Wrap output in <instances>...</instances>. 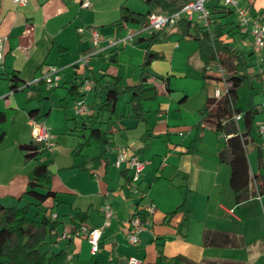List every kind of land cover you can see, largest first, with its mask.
<instances>
[{"label":"crops","instance_id":"0c3cea01","mask_svg":"<svg viewBox=\"0 0 264 264\" xmlns=\"http://www.w3.org/2000/svg\"><path fill=\"white\" fill-rule=\"evenodd\" d=\"M242 1L252 15L263 18L258 14L261 9L252 7L253 0ZM91 4L83 8L78 0H26L24 5L0 0V36L5 37L0 63V111L4 113L0 123V204L21 206L22 201H31L23 191L34 160L24 159L18 145L32 139L30 121L35 120L51 135V145L37 156L48 163L49 187L55 192V201L47 199L41 207H51L60 223L57 232L68 233L42 248L47 252L63 249L69 255H65L64 264H127L129 257L141 264H154L159 251L162 263L182 255L199 264H264V193L236 202L229 186V165L217 160L224 138L213 136L209 128L197 134V111L219 84L200 79V62L192 50L189 69L194 74H186L187 55L178 42L177 25L163 28L149 45L162 61L149 62L147 83L155 87L156 95L143 101L138 112L127 103L130 94L125 91L109 118L105 112L97 114L91 89L85 100L92 113L82 117L73 114V98L67 93L72 79L80 81L88 76L102 85L110 77H118L121 88L134 85L144 57V43H134L138 36L119 46L108 43L139 24H115L119 18L116 10L103 17L101 10H85L92 8ZM232 21L235 26L234 16ZM89 28L99 35L98 51L93 55ZM232 31L246 42V52L254 51L249 35L237 28ZM48 63L60 68L57 84L47 89L42 80L31 83ZM174 65L179 77L189 76L195 83L192 103L186 88L172 81ZM11 75L13 81L9 80ZM107 123L104 155L96 165L90 161L99 154L96 141L85 146L91 151V146L96 147L93 152H86L85 147L73 152L86 136L88 125L102 129ZM119 148L127 158L135 156L143 161L136 192L131 191L132 170L126 162L114 165ZM245 153L250 173L260 170L264 174V138L259 133L246 143ZM104 203L110 206L112 217L101 231L98 250L91 254L85 239L72 235V230L80 224L100 225L99 207ZM180 204L183 210L171 213ZM147 205L154 207L153 212L139 231L137 243L130 244L125 233L127 220ZM77 212L83 213L80 221L74 218ZM204 231L226 233L232 245L205 246ZM56 236L47 239L55 241Z\"/></svg>","mask_w":264,"mask_h":264},{"label":"trees","instance_id":"16d2710c","mask_svg":"<svg viewBox=\"0 0 264 264\" xmlns=\"http://www.w3.org/2000/svg\"><path fill=\"white\" fill-rule=\"evenodd\" d=\"M185 0H142L146 5L144 13H138L127 10L122 6L119 11V18L115 22L118 24L123 21L137 23L142 25L146 22V15L151 10H159L161 12H171L179 8ZM209 11L210 24H214L218 18H225L232 12L218 4L206 6ZM178 28L183 35L190 36L196 42L197 56L200 62V79L212 80L219 84L220 77L209 73L208 69H213L215 63L225 69L223 80L227 86L225 91L218 97L213 93L207 95L204 99L202 107L197 111L198 122L195 129L199 134L204 128H209L216 135L224 138L223 147L217 152V160L225 162L229 165V186L234 192L236 202L243 201L250 196H259L264 193V174L259 170L256 173H250L245 145L258 135L255 129V114L263 110V104L259 106L249 105L246 108L236 107L235 98L238 87L244 82L248 75L249 60L251 53L244 52L238 48H234L226 43L217 30L211 31L198 24L190 26L189 21L184 18L177 23ZM229 27V28H227ZM224 28L226 34H232V30L237 28L233 26V21H225L221 24L220 29ZM191 29V31H189ZM160 32V31H158ZM157 32V33H158ZM140 37L134 40V43H144V57L140 64L138 80L134 85H127L123 88L119 86L118 77H112L111 80L100 85L98 80L91 79L93 97L95 101H91L95 105L96 113H113L114 105L122 92H129L130 96L128 104L131 105L135 112L141 109V103L146 100L153 99L156 95L155 87L147 83L150 73L147 65L157 55L149 49V45L153 42L157 35ZM14 76V75H13ZM13 76L9 77L13 81ZM80 81L72 79L67 86V93L73 98L79 96L78 87ZM10 88H15V82L10 84ZM28 116L32 117L33 111H28ZM233 114H239V119L234 120ZM4 120V113L0 111V123ZM107 123L102 129L98 126L90 124L86 127L87 134L82 138L73 152L77 153L82 147L87 146L91 140L99 144V154L90 158L93 165L103 158L105 144L108 139ZM255 128V129H254ZM3 138V131L0 130V142ZM18 148L22 152V156L26 160H34V165L27 175V182L23 195L31 199L21 206H4L0 204V264H64L66 252L60 249L56 252H47L42 247L46 244H55L59 235L57 227L59 222L51 217V207L41 204L45 200L50 199L54 202L55 192L49 187L50 173L48 163L39 159L37 155L46 152L47 148L44 143L34 142L32 139L28 142L21 143ZM258 167H262L260 152L257 153ZM36 206V217L29 216V207ZM183 210V205H178L174 211ZM39 213V216L37 217ZM82 212H77L74 218L79 221L82 219ZM57 235L55 241H49V235ZM202 243L205 246H231L232 242L226 233H214L204 231L202 233ZM163 257L158 252L154 264H199L187 259L182 255L173 256L170 261L162 263ZM203 264H214L206 262ZM221 264H241V263H221Z\"/></svg>","mask_w":264,"mask_h":264},{"label":"built area","instance_id":"2783aa9c","mask_svg":"<svg viewBox=\"0 0 264 264\" xmlns=\"http://www.w3.org/2000/svg\"><path fill=\"white\" fill-rule=\"evenodd\" d=\"M17 5H24L26 0H12ZM208 0H185L179 8L171 12H161L159 10H151L146 15V22L139 25L133 31H127V33L121 37L109 39L108 43L111 46L123 45L128 41H132L136 36L147 35L153 36L158 31H161L165 27H172L177 25L178 21L184 18L189 21L190 26L198 24L204 28H208L210 25L209 10L206 7ZM79 5L83 8L90 7L89 0H78ZM218 5L229 9L233 16L235 26L242 34L249 35L251 37V46L253 49H258L264 42V19L258 15H252L249 12L248 6L242 0H217ZM196 14L195 17L193 15ZM91 43L94 49L91 51V55L98 51L99 35L96 29L89 28ZM4 41L5 37L0 36V63L2 62L4 55ZM87 56L82 57L81 61L84 63ZM58 68L54 64H46L44 69L40 72L37 78L31 80L36 82L42 80L47 89L53 88L59 79ZM209 73L215 74L220 77L219 86L213 89V96L218 97L226 89V82L223 80L225 69L219 64L215 63L213 69H208ZM92 88V81L87 77L80 79V85L78 87L79 96L72 101L71 110L74 115L82 117L92 113L91 108L88 106L85 100V94ZM239 114H233V119L236 121L239 119ZM31 125V137L34 142L44 143V146L48 148L51 145V135L48 133L44 124H41L35 120L30 121ZM257 131L261 137L264 138V120L258 124ZM121 162H126L127 167L132 170L130 175L131 191L136 192V182L138 181L140 170L143 166V161L137 159L135 156L129 158L126 157L123 148H119L114 159V165L118 166ZM153 206L147 205L135 210L127 220V227L125 230L126 238L130 244H136L138 240V233L143 228V224L146 222L149 214L153 212ZM99 211L102 215L100 225L90 227L85 224H80L72 230V235L79 236L85 239L89 245V252L94 254L99 247L100 234L104 227L109 225L112 217V210L107 203L102 204L99 207ZM55 214L51 213V217L55 218ZM68 236L66 231H62L56 238V241ZM66 257L69 255L66 253ZM127 264H141L140 261L134 257L127 259Z\"/></svg>","mask_w":264,"mask_h":264},{"label":"rangeland","instance_id":"374dc122","mask_svg":"<svg viewBox=\"0 0 264 264\" xmlns=\"http://www.w3.org/2000/svg\"><path fill=\"white\" fill-rule=\"evenodd\" d=\"M251 1V0H249ZM92 3V8L85 9L86 11L89 10H101V15L104 16H110L111 13L113 15V10H116L117 16L119 14L120 8L122 6H125L127 10L138 12V13H144L146 10V5L142 2V0H90ZM218 4L217 0H208L206 2V6H212ZM253 8L261 9L258 14H261L264 19V0H253ZM211 11L210 9H208ZM251 10V9H250ZM250 12V11H249ZM196 14L193 15L195 17ZM232 14L230 13L225 18H218L216 22L209 25V29L211 31L217 30V32L221 33V38L228 43L230 46L234 48L241 49L242 51L246 52L247 50V44L246 42L242 41L240 35L233 31L232 34H226V30L224 28L220 29L221 24H223L225 21H232ZM178 28V26H177ZM191 31V29H189ZM178 42H182V51L183 53H186L187 55V69L186 74H194V71L192 68L189 69V62L191 61L192 56H190L189 52L195 51L196 54V43L190 36L183 35V32L180 28H178ZM155 42V41H154ZM153 42V43H154ZM264 46V42H263ZM263 51L262 54L259 51ZM162 61L161 58H155L152 60V62H160ZM197 61L198 57H197ZM150 64L147 65V70H150ZM264 47L254 49L253 53H251L250 60H249V68H248V75L247 78L244 80V82L238 87L236 91V98H235V106L246 108L249 105L253 104L256 106H259L260 104L264 103ZM177 67L173 66V71L170 73L172 81L178 84L181 88H186V91L190 93L189 100L192 103L194 100V90H195V83L191 79V77H179L177 75ZM197 75H199L198 70L196 71ZM259 73V74H258ZM258 74V75H257ZM193 76V75H192ZM174 77L176 79H174ZM112 79V77H110ZM200 84V82H199ZM193 93V94H192ZM122 99V98H120ZM264 120V111L257 112L255 114V123L258 124ZM255 129V128H254ZM257 129V128H256ZM213 136H219L220 135L213 134ZM92 151L88 150L89 147H85V151L90 153L93 152V149L96 147L91 146ZM91 149V148H90ZM255 154V152H254ZM264 158V155H263ZM26 200H31L29 197L26 196ZM25 204V201L21 202V205ZM43 207V206H42ZM36 209L32 205L29 207V216L30 217H36L35 215ZM39 216V213L37 217ZM59 216L61 217V213H59Z\"/></svg>","mask_w":264,"mask_h":264}]
</instances>
